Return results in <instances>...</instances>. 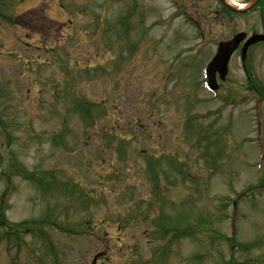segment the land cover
<instances>
[{
	"label": "rangeland",
	"instance_id": "obj_1",
	"mask_svg": "<svg viewBox=\"0 0 264 264\" xmlns=\"http://www.w3.org/2000/svg\"><path fill=\"white\" fill-rule=\"evenodd\" d=\"M171 1L0 0V219L43 229L0 264H264V58L219 81L244 104L201 83L258 14Z\"/></svg>",
	"mask_w": 264,
	"mask_h": 264
},
{
	"label": "flooded vegetation",
	"instance_id": "obj_2",
	"mask_svg": "<svg viewBox=\"0 0 264 264\" xmlns=\"http://www.w3.org/2000/svg\"><path fill=\"white\" fill-rule=\"evenodd\" d=\"M184 1V0H183ZM204 3H207L209 0H202ZM214 1V3H215V5L214 6H211V8H210V14L213 16V15H215L216 16V18H218V16H220V19H221V24H220V26H222L223 27V23H225V26H227V27H233V26H231L232 24H234L235 25V28H236V23L237 24H239L240 23V21H241V18H240V16L241 15H247V14H249V13H244V14H241V13H237V12H233V11H231V10H229V9H227V8H225V6L221 3V0H213ZM192 5H195V4H197V6H198V4H199V0H196V1H193L192 3H191ZM253 9V8H252ZM251 10V9H250ZM249 10V12L251 13V12H256V11H260V10H258V9H256V6H255V8L253 9V10H251L250 11ZM203 19H204V17H203ZM192 21H193V23L194 24H196L197 26H199L200 27V22L198 21V20H193L192 19ZM259 24H261L260 26H259ZM259 24H258V26H259V29H255V27H253V25L251 26V28L254 30H258L257 32H264V18H262V15H260L259 16ZM263 24V25H262ZM251 29V30H252ZM242 30H247V29H242ZM237 31H240V29L239 30H237ZM246 33H247V35L248 34H250V32L249 31H245ZM251 32H254V31H251ZM244 42V40L240 43V45L241 46H239V49H241V47H242V43ZM258 52L257 53V55H260V52H261V54H262V56L261 57H263L264 58V41H259V42H257V43H255V44H252L251 46H249L248 47V49H247V53H246V56L245 57H248L249 56V54H250V56L252 55V53L253 52ZM242 67H243V69H244V64L242 65ZM251 85H250V88H251V90L253 91V92H255V93H260L259 91H260V89H259V85L257 84V83H255V82H251L250 83Z\"/></svg>",
	"mask_w": 264,
	"mask_h": 264
},
{
	"label": "water",
	"instance_id": "obj_3",
	"mask_svg": "<svg viewBox=\"0 0 264 264\" xmlns=\"http://www.w3.org/2000/svg\"><path fill=\"white\" fill-rule=\"evenodd\" d=\"M257 0H252L250 5L254 4ZM227 7H230L231 9H235L228 4L225 3ZM239 10V9H237ZM245 9H240L239 11H244ZM243 37V34H236L234 35L230 40L226 42H221L218 46L217 53L215 56L212 58L210 63L208 64L207 70H208V84L210 88H214L215 85V73L218 71L219 77L223 78L226 71H227V63L228 59L232 53V51L235 49L237 46L238 42L240 39ZM264 40V35H259V34H253L251 37L248 38L246 41L245 45L243 46V51L246 49V47L254 43L257 40Z\"/></svg>",
	"mask_w": 264,
	"mask_h": 264
},
{
	"label": "trees",
	"instance_id": "obj_4",
	"mask_svg": "<svg viewBox=\"0 0 264 264\" xmlns=\"http://www.w3.org/2000/svg\"><path fill=\"white\" fill-rule=\"evenodd\" d=\"M260 3H262V5H263V6H262V10L264 11V0H261ZM3 173H4V172H3ZM4 175H5V173H4ZM5 176H6V175H5ZM8 178H9V177H8ZM32 179H33V178H32ZM18 226L21 227L22 224H19V225L16 224V227H18ZM27 228H29V227H26V226L24 227L25 230H26ZM31 230H34V228H31Z\"/></svg>",
	"mask_w": 264,
	"mask_h": 264
}]
</instances>
